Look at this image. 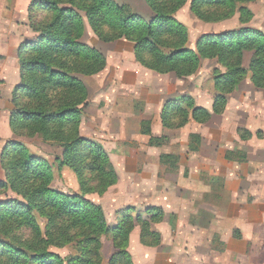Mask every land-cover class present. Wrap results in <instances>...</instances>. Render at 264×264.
Here are the masks:
<instances>
[{
  "label": "trees",
  "instance_id": "16d2710c",
  "mask_svg": "<svg viewBox=\"0 0 264 264\" xmlns=\"http://www.w3.org/2000/svg\"><path fill=\"white\" fill-rule=\"evenodd\" d=\"M146 1L154 13L150 21L114 0L34 1L29 21L37 37L19 48L21 83L12 99L10 127L17 137L39 136L64 149L63 157L56 160L72 167L81 193L66 195L51 190L49 162L20 141L8 143L1 155L5 180L0 181V264H103V235L110 237L114 247L107 264H134L127 248L136 223L141 224L145 245L158 246L161 242L152 224L163 220L162 208L147 209L146 213L129 208L117 225L109 227L103 208L85 198L88 193L105 195L118 183V174L104 147L80 135L87 89L74 74L100 73L106 59L80 42L84 22L75 9L84 14L102 41L125 39L134 43L137 61L158 74L189 77L197 73L203 59H216L225 68L224 72L214 71L216 95L211 112L195 108L190 97L170 100L161 113L164 128L180 129L190 121L204 124L212 114H222L227 97L249 74L253 84L264 89L262 31L242 26L204 36L193 50L188 46L187 27L175 18L188 0ZM252 1L256 0H192L191 10L208 24L227 21L237 14L240 22L247 24L253 14L244 4ZM36 3L38 12L50 14L48 21L34 22ZM246 53L252 54L248 70L243 65ZM240 133L242 140L253 136L247 131ZM142 134L151 137V146H161L162 139L152 136L151 129ZM194 138L201 141L199 136ZM233 155L227 153L226 159L234 160ZM170 158L165 155L161 161L166 163ZM241 160L245 161L246 155ZM9 192L17 197H8ZM144 215L149 220L143 219ZM54 247L71 252L64 258L51 251Z\"/></svg>",
  "mask_w": 264,
  "mask_h": 264
},
{
  "label": "rangeland",
  "instance_id": "374dc122",
  "mask_svg": "<svg viewBox=\"0 0 264 264\" xmlns=\"http://www.w3.org/2000/svg\"><path fill=\"white\" fill-rule=\"evenodd\" d=\"M114 1L118 5L127 6L146 21L154 18V13L146 0ZM191 3L192 0H188L175 14V18L187 27L188 46L193 50L204 36L238 30L242 26L264 33V0L244 4L253 14V18L247 24L240 22L239 14L221 23H205L193 14ZM37 6L36 3L34 7L36 11L33 13L34 22L48 21L50 14L38 12ZM75 10L83 16L84 22V32L80 42L96 49L106 59L105 69L100 73L74 74L87 89V99L81 107L80 135L104 147L118 174V183L105 195L88 193L85 198L103 208L109 227L117 225L119 218L129 208L142 213H146L147 209L162 208L163 220L152 224L153 230L161 235L158 246L145 245L141 224H135L127 248L134 264L232 262L230 254H223L226 248L223 235L226 236L232 229V222L227 213L233 208L232 203L239 202L235 191L239 193V189H243L242 185L246 183L256 191L264 188V89H258L249 74L239 88L227 97L226 110L222 114H212L209 121L204 124L190 121L189 123L193 124L189 127H187L188 123L180 129L164 128L161 113L170 100L190 97L195 108H204L211 112L216 95L214 71L219 69L224 72L225 68L216 59H203L197 73L192 76L179 78L175 73L158 74L137 61L134 43L125 39L113 42L102 41L94 33L84 14ZM251 56L252 54L249 53L245 55L243 65L247 70ZM1 80L3 85L2 77ZM141 92L144 101L139 99ZM159 95H161L159 99L164 102L161 108L157 109L155 107L159 102L153 97ZM147 104H151L152 107ZM141 116H143L142 120ZM147 128L153 131L152 136L162 139L161 146L155 144L151 146V137L142 134ZM94 129L107 131L106 135L109 136L107 140L111 141V144L106 145L109 150L94 138L95 133H92ZM241 130L253 136L248 140H242ZM137 134H142L143 138L138 137ZM202 135L205 137L203 138ZM196 136H199L201 141L195 139ZM19 138L32 153L49 162L52 170L51 190L66 195L81 193L79 177L72 167L58 163L56 160L63 157L64 149L45 142L39 136ZM150 147L153 150H148ZM132 150L138 151L135 153ZM199 153H207L208 170H198ZM213 153H218L220 162L214 161ZM227 153H233L234 160H227ZM248 153H250V162L247 160ZM165 155L172 157L166 163L161 161V157ZM243 155H246L245 161L241 160ZM188 165L192 168L197 167L198 177H201L206 184L207 194L202 197V202L213 206L208 208L210 209L208 212H200L199 196L197 198L192 196L193 202H188V194L187 196L184 194V184L189 182L187 178L190 177ZM218 170L222 173L219 174ZM4 180L5 174L0 181ZM193 187L197 188L194 183ZM231 187L233 190L229 191ZM178 191L181 197H176ZM7 196L17 197L10 192ZM143 201L152 202L153 205H143L140 203ZM147 216L144 215L143 219L149 220ZM196 233L199 237L194 238ZM203 235L204 238L201 237ZM234 236L237 237V234L235 233ZM101 242L103 264H107L114 254L113 243L108 235H103ZM51 251L64 258L71 252L69 248L55 247ZM256 260H264V255L257 254Z\"/></svg>",
  "mask_w": 264,
  "mask_h": 264
},
{
  "label": "crops",
  "instance_id": "0c3cea01",
  "mask_svg": "<svg viewBox=\"0 0 264 264\" xmlns=\"http://www.w3.org/2000/svg\"><path fill=\"white\" fill-rule=\"evenodd\" d=\"M34 1L35 0H0V71L3 79L0 95V180L4 177L1 166V155L5 146L13 141H21V139L12 132L10 120L13 111L12 99L17 87L21 83L19 48L23 43L34 40L37 37V33L33 32L30 28L29 21L30 10ZM160 97L161 95H159V97H153L156 102H159L155 107L157 109L161 108V104L164 102L159 99ZM139 99L144 101L142 92ZM118 106L119 105H117V107ZM147 106L152 107L151 104H147ZM142 117L143 116L140 117L141 120ZM192 124L193 123H189L187 127ZM92 133H95L94 138L102 142L105 146L109 145L111 142H108L107 139L109 136L106 135L107 131L105 130L94 129ZM137 136L143 138L142 134H137ZM202 136L203 138L205 137V135ZM106 148L109 150L107 146ZM148 150H153V148L150 147ZM132 151L136 153L138 150ZM192 154L193 153H190V155ZM206 154L207 153H199L197 155L199 158L197 160L199 171H201V169H209V160ZM213 154L215 162L221 160L218 153ZM247 158L248 162H250V153H248ZM223 161L224 160H222V162ZM225 166L230 169L227 165ZM188 168L190 169V177L187 178L189 182L184 184L183 189L184 194L186 196L188 194L187 201L193 202L191 197L197 198L199 196V198H201L199 199L200 212H208L210 210L208 208L213 206H210V203L202 202V197H205L207 194L206 184L201 177H198L199 172L196 171L197 167L192 168L191 165H188ZM218 173L220 174L222 171L218 170ZM244 177L245 175L243 174V178ZM192 182L197 188L193 187ZM242 186L243 189L240 188L241 190L239 189V193L235 191L239 202L232 203L234 206L230 209V212L227 213L230 222H232V229L231 232L230 230L228 231L226 236L223 235L225 240L223 242L226 247L224 248L223 254H230L233 261L225 264H264V260H256L257 254L264 255V188L256 191L247 183ZM193 188L195 190L194 192ZM231 190H233L232 187L229 188V191ZM179 191L176 193V197L180 196ZM140 203L143 205H153L152 202L147 203L146 201ZM235 233L237 237L234 236ZM204 236L205 235L201 237L204 238ZM197 237H199L198 233L194 235V238ZM245 258L246 260H244Z\"/></svg>",
  "mask_w": 264,
  "mask_h": 264
},
{
  "label": "built area",
  "instance_id": "2783aa9c",
  "mask_svg": "<svg viewBox=\"0 0 264 264\" xmlns=\"http://www.w3.org/2000/svg\"><path fill=\"white\" fill-rule=\"evenodd\" d=\"M1 88H2V80H1V77H0V95H1Z\"/></svg>",
  "mask_w": 264,
  "mask_h": 264
}]
</instances>
